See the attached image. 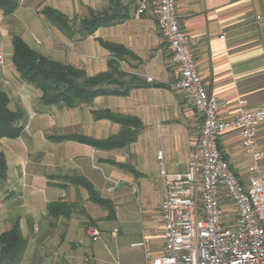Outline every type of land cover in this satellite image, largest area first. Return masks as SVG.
Instances as JSON below:
<instances>
[{
  "label": "crops",
  "instance_id": "0c3cea01",
  "mask_svg": "<svg viewBox=\"0 0 264 264\" xmlns=\"http://www.w3.org/2000/svg\"><path fill=\"white\" fill-rule=\"evenodd\" d=\"M17 10H0V90L11 110H22L18 138L0 140L7 177L0 181V235L16 223L27 248L16 264H142L145 238L161 234L159 209L164 184L159 169L163 153L169 173H184L200 138L202 117L190 95L173 84L179 78L171 51L157 22L154 0H17ZM53 8L79 22L89 10L119 18L87 38H69L41 14ZM180 24L198 37L194 54L209 93L229 103L221 117L236 114L234 101L245 98L253 111L264 108V0H177ZM13 37H20L41 55L73 66L94 77L109 70L114 60L124 73L127 96H98L75 108L42 107L40 93L23 82L13 63ZM105 44L114 45L111 51ZM132 117L143 128L132 144L114 150L76 141L54 140L78 135L97 141L117 136L121 125L95 113ZM33 115V116H32ZM32 116V118L30 117ZM258 144L264 150V124ZM219 148L237 175L246 179L249 159L238 131L220 136ZM264 162V161H263ZM91 183L107 205L93 202L77 183ZM114 187L113 191H109ZM58 204L56 215L48 208ZM231 211L232 206L225 207ZM65 211L63 214L61 212ZM94 225L101 238L93 241ZM118 230L116 236L113 231Z\"/></svg>",
  "mask_w": 264,
  "mask_h": 264
},
{
  "label": "built area",
  "instance_id": "2783aa9c",
  "mask_svg": "<svg viewBox=\"0 0 264 264\" xmlns=\"http://www.w3.org/2000/svg\"><path fill=\"white\" fill-rule=\"evenodd\" d=\"M154 1L159 30L179 72L173 87L190 95L202 126L184 173H169L163 153L158 154L164 184L161 234L155 243L146 238L139 243L144 248L142 264H264V150L258 144L264 108L253 111L245 98H238L236 114L222 118L229 103L209 93L196 70L194 47L200 39L183 30L177 0ZM145 9L146 0H142L138 13ZM5 61L0 46V68ZM233 130L240 133L249 159L246 179L237 175L219 148L220 136ZM118 232L114 230L113 235ZM87 235L93 241L101 238L92 225Z\"/></svg>",
  "mask_w": 264,
  "mask_h": 264
},
{
  "label": "trees",
  "instance_id": "16d2710c",
  "mask_svg": "<svg viewBox=\"0 0 264 264\" xmlns=\"http://www.w3.org/2000/svg\"><path fill=\"white\" fill-rule=\"evenodd\" d=\"M17 0H0V10L5 15H11L18 8ZM41 14L47 21L65 33L69 38H73L76 33L80 34V39L93 35L101 27H107L119 22V18L107 12H96L89 10V15L79 22L69 19L61 12L45 7ZM13 63L20 79L32 85L40 93V105L42 107L63 106L71 110L80 104H89L98 96L122 95L127 96L131 86H124L122 73L114 60H109V70L88 77L86 73L73 66L60 62H55L31 48L20 37H13ZM111 51H115L114 45L105 44ZM10 98L4 91L0 90V140L3 138H18L23 127L18 122L25 117L22 110H11ZM95 118H105L117 122L121 125V131L117 136L106 140L97 141L94 139L81 137L78 135L63 136L54 140L76 141L88 144L98 149L114 150L124 148L135 142L143 126L139 120L111 114V112L95 113ZM7 177V162L5 155L0 152V181ZM77 183L84 186L90 193L93 202L107 205V201L99 197L91 183L84 179H78ZM58 204H51L48 208L50 215H56ZM63 211V210H62ZM65 214L66 212H61ZM27 248V241L22 236L18 223L0 235V264H16L20 261Z\"/></svg>",
  "mask_w": 264,
  "mask_h": 264
},
{
  "label": "rangeland",
  "instance_id": "374dc122",
  "mask_svg": "<svg viewBox=\"0 0 264 264\" xmlns=\"http://www.w3.org/2000/svg\"><path fill=\"white\" fill-rule=\"evenodd\" d=\"M92 226H94V225H92Z\"/></svg>",
  "mask_w": 264,
  "mask_h": 264
}]
</instances>
